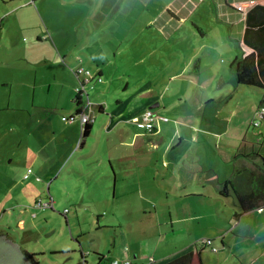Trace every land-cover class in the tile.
<instances>
[{
	"label": "rangeland",
	"instance_id": "374dc122",
	"mask_svg": "<svg viewBox=\"0 0 264 264\" xmlns=\"http://www.w3.org/2000/svg\"><path fill=\"white\" fill-rule=\"evenodd\" d=\"M20 4L23 7L17 6ZM149 9L146 0H0L1 17L21 14L24 19L22 26L14 24L17 32L0 33V198L12 188L15 201L29 200L32 205L25 212L21 211L24 205L6 213L0 209V232L36 253L40 264H85L84 254L90 263L100 253L127 259L125 254L133 253L135 237L145 238L144 250L157 245L155 230L143 233L139 223L134 228V211L127 207V202L134 207V199L140 200L142 192L113 198L106 178L90 170V164L98 163L97 139H89L96 150L68 153L54 138L55 133L79 129L78 122L64 121L62 116L75 113L77 88L86 77V72L76 71L83 69L92 77L83 90L84 103L103 101L110 113L118 107V115L124 113L125 121H119L117 132L125 131L129 139L140 128L135 126L141 122L131 118L132 124L126 119L138 112L141 93L159 95L161 106L166 105L162 109L166 118L185 124L177 122L181 133L170 148L169 133H163L164 139L162 133L142 138L153 139L159 146L156 154H165L171 161L205 156V160L178 164L181 171L176 184L202 194L183 195L176 201L183 205L173 209L175 218L188 215L174 224L180 236L177 241L184 244L189 238L202 250L204 264H264V209L245 212L237 219L235 212L241 208L235 192L220 194L221 181L231 168L224 149L237 151L244 137L253 140L264 135V89L239 84L231 67L247 47L239 39L229 40L231 31L225 22L215 26L210 20L205 38L188 20L181 43L173 35L166 42L156 24H149L150 15L158 14L157 4ZM182 41L189 45L185 52L178 48ZM198 56L203 59L202 68L193 72ZM118 100L122 102L117 104ZM210 117H215L211 121L217 127L228 128L222 139L210 126L205 131L190 129L191 125L204 126ZM117 119L116 115L113 123ZM191 130L200 139L191 138ZM174 131L171 126L170 135ZM205 138L212 144L209 149L202 141ZM70 153L74 158L96 154V160L84 156L78 162L73 158L51 181L49 174L54 172L55 177L57 172L49 166ZM126 170L127 179L134 172L129 163ZM170 182L176 185L174 179ZM176 191L182 189H174L170 195L178 196ZM49 192L55 200L53 206L32 204L35 198L53 199ZM149 200L154 221L163 222L164 209L161 214L158 205L156 213V202ZM142 216L137 211L136 217Z\"/></svg>",
	"mask_w": 264,
	"mask_h": 264
},
{
	"label": "crops",
	"instance_id": "0c3cea01",
	"mask_svg": "<svg viewBox=\"0 0 264 264\" xmlns=\"http://www.w3.org/2000/svg\"><path fill=\"white\" fill-rule=\"evenodd\" d=\"M256 3L264 4V0H146L148 10H150L149 6L153 5L154 7L155 4H157L158 14H154L153 16L150 15L149 19L151 20V22L149 24L150 25L156 24L158 29L156 28L155 29L158 31L159 35L161 34V36L165 39V40L163 39L164 41L166 42L170 41L172 39L171 35H173L175 39H179L178 40L179 43H181L180 42L181 31L184 30L183 28H186L184 24L187 23L188 20H191V23L195 26L194 30L197 31L202 38H205L207 34V30H208L207 26L209 24L208 21L210 20V21H214L215 26L221 24L222 22H225L227 24V27L231 31V33L230 32L228 33L229 40L231 41L232 39H239L241 44V42H244L243 36L246 26V13L242 10L237 9V5L239 4L243 5L244 8L248 10ZM17 6H21V4ZM21 7H23V5ZM169 12H171V14H168ZM22 17L23 16L21 14H19L17 18L16 16H11V14H5V16L2 17L0 16V29H1L0 33L5 34L6 32L9 33L17 32V29L13 28V26L14 24L23 25L24 19ZM210 27L213 26L210 25ZM19 29L21 30V27ZM194 30L191 31V34H194L195 32ZM234 33H237V36H233L232 34ZM184 43L185 42L182 41V44L178 45V48L181 47L185 52L189 45L186 46ZM17 44L20 45L22 44V42L18 40ZM247 46L248 45H246V47ZM193 64H194L193 72H200L203 64V59L200 56H198L194 59ZM183 67L185 68L186 66L183 65ZM183 72L184 69L179 73L182 74ZM177 75L178 73L175 74V76ZM141 94H142L141 98L139 97L140 108L138 112L129 115L126 120L128 121V123L134 124V122L130 121L131 118H133L134 120L135 117H139V114L144 113L146 109L148 108L153 109L157 114V125L154 132H149L145 128V126L142 123H140L139 126H135L137 128L138 127L140 128L136 129V131L133 132L132 136H130L128 139L125 131L121 134L120 131L117 132L116 129L119 127V121L120 122L125 121L123 117L124 113H119L118 115V109H119L118 107H116L117 110L113 109L112 113H110L111 112L110 107L105 106L103 101L95 100L93 101L94 103L89 101V103L91 102V106H89V112L92 114V120H91L92 126L88 135L83 137V130L81 131L80 129V127H82L83 129L81 112L77 114L76 112L77 107H75L76 108L75 113L70 114V115H74L73 119H64V116L66 115H63L62 119L67 122L68 121L71 122L75 120L74 122L79 123L78 126L79 129H77L74 132L72 130L73 133L69 132L63 135H61L60 133L59 134L55 133L54 138H56L60 144L65 145V146L63 145V147H65L64 150L65 151L67 150L68 153L71 150L73 153L74 150L79 151L85 148H88L90 151H92L93 149L96 150L100 146L96 151V153H99L98 163L93 162L92 164H90V170L92 172H95L97 175L106 178V181L108 182V186H110V190L108 191V193L111 192L113 198L117 196L123 197L124 194H129L132 192H134V196H135L137 193H140V191L142 192V194L138 196L140 200L135 202L134 199V207L130 206L129 202H127L128 203L127 207L129 208L130 211H134V228L137 226V223H139V228L140 230H142L143 233L147 232V229H149V232L151 233V230L154 229L155 230L154 232H156L155 237H158V242L157 245H155L153 248H150L147 251L143 249V244H145V238L137 239V237H135L134 250L132 249L133 253H131V256L130 254H125L126 258L131 259L134 262V264H165L169 260L178 257L187 251H193L194 257L192 264H204L202 260V250H198L193 243H190L189 238L187 239L188 241H186V243L184 244H180L177 241V238H179L180 236H178V232L175 229L174 224L176 221L179 222L184 221L185 218L188 217V215L185 214L184 216H179L176 219L173 213V209L175 208L179 210L180 208H182L183 204L180 203V205L178 206V203L176 201H178L179 198L183 199V195L188 196L190 194L192 195L202 194L196 192L190 193L188 192L186 185L176 184L177 174L181 171L180 170L181 167L179 168L178 164L180 162L186 164L187 161H194V159L198 161V158L200 161L202 159L205 160V156L204 157L193 156V158L187 157L188 160L186 158H181V159L179 158L178 160L176 159L174 161H171L166 157L165 154L164 155L156 154L157 152L156 149L159 146L153 144L154 141L153 139L150 141H146V139H143L142 137L145 136L146 134L148 137H150L149 134L161 135V133L163 137L165 136L164 134L169 133L171 141L169 142L170 146L169 145L167 146H169L168 148H170L172 146V141H175L174 138L181 133L178 127V123L183 125L185 123L181 122L177 118L174 119H171L169 117L166 118L167 115L162 110L166 108V105L163 104V106H161L160 103L161 96L149 95L145 93H141ZM135 97L138 96H134V98ZM117 102H118L117 104H119L122 101L118 100ZM154 107H158V108L154 109ZM114 113L120 118L117 119L118 121L116 123H113V120L116 116ZM213 118L211 117L207 118L206 121L204 122V126L201 125L199 127L197 125H191L190 129L191 127H193L195 131L196 130L205 131L204 127L210 126L211 128L213 127L216 129L215 132L213 131V133L222 139L223 134H225L228 128L224 129L217 127L216 126L217 124L211 121ZM170 122L173 123L171 124ZM171 126L175 127V131L173 135H170ZM37 128L40 129V124L39 126H37ZM191 132H192L191 138L196 137L197 139H200V136H198V134L196 135L195 133H193L194 132L193 130H191ZM42 136H43V132L41 133L40 140ZM91 137L97 139L98 147L96 146V144H94L93 147L91 146L89 140ZM139 139L141 141L138 146L137 140ZM179 139L181 141L180 142L181 144L184 138L183 136H181L179 137ZM263 139H264V135L262 136V138H257L253 140L244 137L243 142L240 145V147L237 149V151H233V149L229 150L228 147L224 149V151L228 154V157L226 158L228 159L227 162L228 166L230 165L231 168L227 172L226 176L223 177L224 179L223 181H221L222 185L225 182V180L231 179L232 176L237 177L238 176L237 172L240 170H244V169L255 170L256 165H260V167L264 168V163L259 157L250 156L252 146H254L256 142H261ZM207 140L208 139L205 138L202 141L205 142V147L209 149L212 147V144ZM222 144L225 145V142H222ZM70 155L71 153L69 154L68 157L66 156L62 158V161L59 160L58 162H54L49 166V167H53L55 169V172H57L55 177H52L51 175L54 174V172L53 173L51 172L49 174V176L51 177V181L52 178L54 179L57 178L59 175H61L63 173V170L65 169V165L68 164L70 160L72 161L74 157H70ZM84 156H89L90 158L96 160V154L90 156L85 153L82 154V156L80 155L75 157L73 161L76 160L78 162H82L81 160H77V159ZM47 160H51V159H47ZM127 163H129V166H132V171L134 172V174H131L130 177L126 179L125 172L127 171L126 170ZM209 169L210 168H208V171ZM30 177L31 176L25 178H30ZM172 179L175 180L174 182V184H176L175 186L170 182ZM179 188L182 189V191L181 192L176 191L178 196L170 195V192H172L174 189H179ZM148 192H150L151 194H149ZM145 194H149L151 198L145 197ZM48 195H50L53 198V203H55L52 194H50L49 192ZM37 199L39 198H35L32 201V204L34 203L33 205L40 207L36 205ZM149 199H152L156 202L155 203L156 213L158 212V208H157L158 205L161 206L159 209L161 214H162V209H164L163 213L165 215V218L163 222L161 221L157 223V221L156 222L154 221V218L152 216L153 212L149 210V208L151 207ZM28 202L29 200L15 201V196L12 192V188H8L5 191L2 198H0V209H3V212L6 213L12 210V208H14L15 206L24 205L21 207V211L25 212L27 208L32 206V205H28L29 204ZM146 202L148 204H145ZM182 202H184L185 204V201ZM137 211L142 212L143 216L141 218L136 217ZM180 218H182L183 220ZM0 233H4V232H0ZM174 241L175 243H173ZM102 255H104L107 259L116 258L113 257V255H107L103 253ZM99 257L100 255L98 254L96 261L99 260ZM119 257L121 256L119 255Z\"/></svg>",
	"mask_w": 264,
	"mask_h": 264
},
{
	"label": "trees",
	"instance_id": "16d2710c",
	"mask_svg": "<svg viewBox=\"0 0 264 264\" xmlns=\"http://www.w3.org/2000/svg\"><path fill=\"white\" fill-rule=\"evenodd\" d=\"M243 40L246 45L252 48V51L237 55L231 63V67L234 69L237 77V82L242 85L264 89V4L256 3L246 11V26ZM78 70L76 73H80ZM91 78L86 74L85 79L82 80V87L77 88V94L74 98L77 114L84 109L88 110V106L91 105L89 101L85 104L83 99L85 84ZM262 115L264 118V111ZM91 126V122L84 125L83 137L89 134ZM250 156L259 157L264 163V139L252 146ZM237 174V177L225 180L220 188V193L225 196L230 194L231 189L235 192L241 208L240 211L235 212V217L240 218L243 213L253 209H264V168L256 165L255 170L244 169L238 171ZM25 252L31 258L33 264H40L35 259L36 253H30L27 250ZM99 255V260L96 262H106L115 259L126 260L119 258L107 259L104 255ZM193 257L194 252L187 251L165 264H192ZM83 258L86 259V255H83Z\"/></svg>",
	"mask_w": 264,
	"mask_h": 264
},
{
	"label": "built area",
	"instance_id": "2783aa9c",
	"mask_svg": "<svg viewBox=\"0 0 264 264\" xmlns=\"http://www.w3.org/2000/svg\"><path fill=\"white\" fill-rule=\"evenodd\" d=\"M237 9L242 10L246 13V8H244L243 5H237ZM248 49H246L245 54L249 53L252 51V48H250L249 46H247ZM80 72H84L83 69L79 70ZM86 74L89 76L90 72L89 71H85ZM90 77V76H89ZM91 106V105H89ZM89 106H88V110L84 109L81 112V120H82V125L84 128V125L87 124L88 122H91L92 120V114L89 112ZM74 115H70V116H64V119H73ZM134 120L141 122L145 128L149 131V132H153L156 129V125H157V114L153 109H146L145 112L142 114L141 117H135ZM29 171H31V168L29 169ZM36 205L38 206H53V199H50L49 201H45L42 199H37L36 200ZM262 210V209H259ZM84 263L85 264H134V262L131 259H126V260H111V261H106V262H87V260L85 258H83Z\"/></svg>",
	"mask_w": 264,
	"mask_h": 264
},
{
	"label": "water",
	"instance_id": "95a60500",
	"mask_svg": "<svg viewBox=\"0 0 264 264\" xmlns=\"http://www.w3.org/2000/svg\"><path fill=\"white\" fill-rule=\"evenodd\" d=\"M0 264H33L21 244L6 233H0Z\"/></svg>",
	"mask_w": 264,
	"mask_h": 264
}]
</instances>
